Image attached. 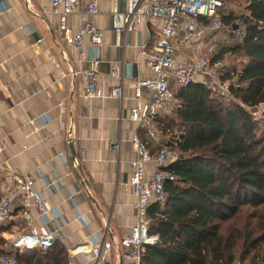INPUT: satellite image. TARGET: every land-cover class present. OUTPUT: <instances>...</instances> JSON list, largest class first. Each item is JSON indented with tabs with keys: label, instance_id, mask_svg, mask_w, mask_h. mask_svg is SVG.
I'll list each match as a JSON object with an SVG mask.
<instances>
[{
	"label": "crops",
	"instance_id": "0c3cea01",
	"mask_svg": "<svg viewBox=\"0 0 264 264\" xmlns=\"http://www.w3.org/2000/svg\"><path fill=\"white\" fill-rule=\"evenodd\" d=\"M97 1L96 24L104 43L94 48L86 39L79 50L65 42L50 0H0V134L7 138V149L0 155V198L6 181L37 169L35 187L49 205L59 206L58 222L66 233L84 236L102 228L113 209L112 233L119 240L136 222V198L125 183L131 175L129 162L137 157L132 138L138 133L143 139V128L129 119L138 101L132 84L155 75L143 51L152 49L163 22L146 19L127 35L123 47L113 31L112 14L124 10L128 0ZM80 23L78 14L68 17L72 30ZM214 36L193 40L179 58L205 55L216 43ZM95 60L102 96L86 100L84 71ZM120 62L126 79L122 101L112 95V68ZM148 98L144 90L140 101ZM70 140L84 177L72 165ZM153 169L147 166L149 176ZM84 213L90 217L89 226L74 220Z\"/></svg>",
	"mask_w": 264,
	"mask_h": 264
},
{
	"label": "trees",
	"instance_id": "16d2710c",
	"mask_svg": "<svg viewBox=\"0 0 264 264\" xmlns=\"http://www.w3.org/2000/svg\"><path fill=\"white\" fill-rule=\"evenodd\" d=\"M245 1V13L233 19L224 0V21L235 29L238 19L246 33L212 60L227 54L247 59L222 76L236 100L227 103L193 82L179 89L173 117L156 119L170 135L165 144L142 131L152 154L163 145L181 154L165 169L176 176L165 184L166 201L151 202L147 209L150 233L159 241L144 248L142 264H264V131L238 102L252 109L264 104V0ZM5 244L0 235V254L12 256ZM13 257L21 264H67L59 243Z\"/></svg>",
	"mask_w": 264,
	"mask_h": 264
},
{
	"label": "built area",
	"instance_id": "2783aa9c",
	"mask_svg": "<svg viewBox=\"0 0 264 264\" xmlns=\"http://www.w3.org/2000/svg\"><path fill=\"white\" fill-rule=\"evenodd\" d=\"M53 11L60 17V28L65 42L81 50L88 39L91 46L98 48L104 43V36L96 24V16L100 13L97 0H50ZM224 0H128L124 10L114 11L113 31L121 38V45L126 46L129 33L139 30L148 18L163 22L158 37L146 55L148 66L155 72L153 77L137 80L132 86L137 103L129 111V119L139 128L146 130L147 135L159 142L155 130L156 119L163 115H171L178 106V91L193 82H200L229 103L236 100L231 93V82L222 79L226 73L224 60L212 63L224 46L240 43L245 36V28L233 30L234 37L223 39L219 45L215 43L208 48L205 55H195L190 60L179 58L181 52L193 42L204 36H214L224 28ZM4 7L1 6V10ZM78 14L80 27L76 31L68 26V17ZM228 69V68H227ZM86 85L83 98L89 100L101 97L98 88L99 61L95 60L84 71ZM112 77L116 81L112 95L122 101L126 84L124 62L114 64ZM175 82L176 86H173ZM149 92L146 101H140L143 91ZM255 116L256 109L244 105ZM137 157L130 160L131 175L126 186L132 188L135 195L133 209L136 222L131 231L119 240L112 233L113 209L105 217V224L84 236L66 233L59 224L61 215L59 206L49 205L42 192L35 187V169L24 175L15 176L6 181L0 198V223L11 222L15 228L11 247L20 254L26 251H47L56 244H61L67 253V264H142L144 248L159 241V236L150 233L151 221L147 209L151 202L166 201V182L176 181V176L165 170L180 159L177 147L163 145L156 154H152L145 141L138 133L132 138ZM113 145H119L114 141ZM7 149V138L0 134V155ZM154 167L149 176L147 166ZM1 171H6L1 167ZM55 182L47 184L54 185ZM17 214H20L18 217ZM80 225L89 226L88 213L74 218ZM16 228L18 230H16ZM0 264H21L8 254H0Z\"/></svg>",
	"mask_w": 264,
	"mask_h": 264
},
{
	"label": "rangeland",
	"instance_id": "374dc122",
	"mask_svg": "<svg viewBox=\"0 0 264 264\" xmlns=\"http://www.w3.org/2000/svg\"><path fill=\"white\" fill-rule=\"evenodd\" d=\"M246 7H247V3L245 0H228V6H227V13L226 15L232 13V15L234 16L233 19H235V17H239L242 14L245 13L246 11ZM239 20L236 19L234 21V27L239 26ZM224 25L225 28L216 36L212 37L214 39V41L216 43H218L219 45H221L223 42V39L227 38V37H231L233 38L235 35L233 33V27L231 24H227L224 21ZM218 41V42H217ZM230 47V46H228ZM223 60L225 62L226 65L230 66V68L233 67H237V68H241L243 65H245L247 63V59L243 56H232L230 54L225 55V57H223ZM255 112V119H258V121L260 122L259 124V132L264 131V104H260L257 108ZM174 113H172L171 115H163L166 116L168 118L173 117ZM155 130L158 134L159 137V143H163L165 144L167 142V140L169 139L170 135L166 136L163 134L162 130L159 127V122L155 124ZM263 133V132H261ZM151 151V150H150ZM16 230H18L16 228ZM13 234H15V228L13 227V223L11 222H3L0 223V235L5 239L6 244L4 246V249L9 251H12V256L17 252V250H15L13 247H11V241H12V237ZM19 253V252H18Z\"/></svg>",
	"mask_w": 264,
	"mask_h": 264
},
{
	"label": "water",
	"instance_id": "95a60500",
	"mask_svg": "<svg viewBox=\"0 0 264 264\" xmlns=\"http://www.w3.org/2000/svg\"><path fill=\"white\" fill-rule=\"evenodd\" d=\"M236 28L237 27H235V29ZM69 150H70V158H71L72 165L77 170V172L80 174V176L84 177V173L82 171V166H81V163L78 159L77 151H76L74 142L72 140L69 141ZM119 264H122V262H120Z\"/></svg>",
	"mask_w": 264,
	"mask_h": 264
}]
</instances>
